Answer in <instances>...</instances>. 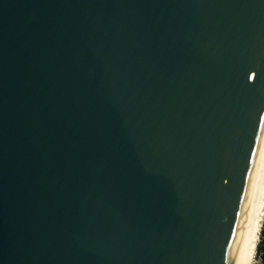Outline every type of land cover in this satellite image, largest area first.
<instances>
[{
  "label": "water",
  "instance_id": "1",
  "mask_svg": "<svg viewBox=\"0 0 264 264\" xmlns=\"http://www.w3.org/2000/svg\"><path fill=\"white\" fill-rule=\"evenodd\" d=\"M264 162V0H0V264H235Z\"/></svg>",
  "mask_w": 264,
  "mask_h": 264
},
{
  "label": "bare ground",
  "instance_id": "2",
  "mask_svg": "<svg viewBox=\"0 0 264 264\" xmlns=\"http://www.w3.org/2000/svg\"><path fill=\"white\" fill-rule=\"evenodd\" d=\"M264 226V162L255 185L252 205L248 215L245 237L240 247L235 264H256L258 246Z\"/></svg>",
  "mask_w": 264,
  "mask_h": 264
},
{
  "label": "trees",
  "instance_id": "3",
  "mask_svg": "<svg viewBox=\"0 0 264 264\" xmlns=\"http://www.w3.org/2000/svg\"><path fill=\"white\" fill-rule=\"evenodd\" d=\"M258 253L261 258L262 264H264V226L262 229V236H261V241L258 246Z\"/></svg>",
  "mask_w": 264,
  "mask_h": 264
},
{
  "label": "rangeland",
  "instance_id": "4",
  "mask_svg": "<svg viewBox=\"0 0 264 264\" xmlns=\"http://www.w3.org/2000/svg\"><path fill=\"white\" fill-rule=\"evenodd\" d=\"M262 236V235H261ZM261 241V240H260ZM256 264H262V261H261V258L259 256V253H258V260H257V263Z\"/></svg>",
  "mask_w": 264,
  "mask_h": 264
}]
</instances>
